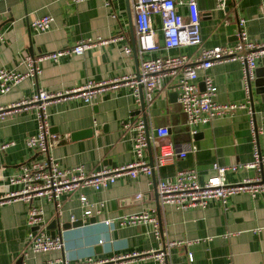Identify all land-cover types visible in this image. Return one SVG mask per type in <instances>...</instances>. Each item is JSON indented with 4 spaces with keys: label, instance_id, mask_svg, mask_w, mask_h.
I'll use <instances>...</instances> for the list:
<instances>
[{
    "label": "crops",
    "instance_id": "crops-1",
    "mask_svg": "<svg viewBox=\"0 0 264 264\" xmlns=\"http://www.w3.org/2000/svg\"><path fill=\"white\" fill-rule=\"evenodd\" d=\"M199 12V34L201 45H229L236 40L237 29L228 33L227 26L236 19L244 20V30L249 38L260 41L264 36V0H230L223 8L216 0H196ZM49 14L53 20L48 30L35 32L29 22L41 15ZM111 15H114L113 17ZM156 41L160 42L159 19L154 17ZM0 68L25 72V56L37 57L74 45L79 39H91L94 45L81 54L62 56L57 61L43 59L39 62L40 73L36 77H24L6 93L0 94V107L13 105L28 99L41 88L48 92H62L81 85L87 80L104 81L113 77L132 75L137 70L138 56L125 55L124 45L134 44L130 0H110L104 6L99 0L71 3L68 0H0ZM121 36L120 39L116 38ZM114 37V40L111 38ZM107 39L99 44L96 39ZM170 54H193V46H181L167 51ZM157 50L145 53L144 57L163 55ZM255 79H264V57L256 61ZM207 73L216 87L214 101L218 103H242L244 93L240 85V64L223 61L206 71L197 72L196 83L203 88L201 77ZM254 79V80H255ZM253 80V81H254ZM251 82V107L257 124L264 123V93H255ZM176 77H165L161 87L146 111L140 110L131 95L130 88L119 85L104 89L91 103L79 98L56 100L46 106L49 131L62 137L52 144L49 155L61 167L82 165L91 171L104 164L115 166L132 160L131 133L123 131L124 121L143 118L146 124L166 126L175 150L194 145L184 157L175 158L157 169V173H138L131 178L119 175L108 181L100 190H80L88 201L103 200L98 213L78 226L60 230L62 249L46 253L28 254L24 264H48L55 258L69 261L92 258H108L131 252L157 251L162 241H180L167 253V264H264V193L250 198L245 193L229 196L224 204L210 200L204 208L175 209L171 205H158L156 211L155 179L169 177L182 168H193L197 181L203 182L213 173L211 164L219 165L247 163L251 161V143L245 109H237L230 116L215 118L209 123L196 126L194 137L190 135L184 114L177 101ZM171 93L176 96L170 98ZM90 134L83 135L84 131ZM34 111L29 107H15L0 118V143L13 144L0 150V184H5L9 175L18 172L19 166L40 155L24 145L25 137L35 133ZM81 133L80 135H77ZM76 135V136H74ZM66 137V138H63ZM258 149L264 158V141L258 138ZM148 160V153H146ZM255 169L239 168L226 172V182H235L244 177H253ZM260 173L264 178V160ZM14 189L15 185H10ZM141 193L139 200L134 199ZM56 215L54 203L45 198L34 197L31 204L41 208L42 221L46 225L53 219L58 224L69 222L73 215L80 220L82 207L78 193L59 196ZM28 204L14 200L0 205V264H14L23 248L28 230L25 223ZM154 209L159 216L160 236L156 238L143 225L111 226L106 219ZM94 221L90 222L89 219ZM45 225V227H46ZM46 233L49 234L45 228ZM98 240L101 243H98ZM190 241L186 245L185 242ZM99 249V252L96 249ZM191 253V261L187 260ZM114 264H158L151 256L134 257Z\"/></svg>",
    "mask_w": 264,
    "mask_h": 264
},
{
    "label": "built area",
    "instance_id": "built-area-1",
    "mask_svg": "<svg viewBox=\"0 0 264 264\" xmlns=\"http://www.w3.org/2000/svg\"><path fill=\"white\" fill-rule=\"evenodd\" d=\"M79 3L85 0H68ZM104 6H110V0H99ZM226 0H216V6L223 8ZM132 24L135 36V51L138 56L137 70L132 75L113 77L108 80L95 82L87 80L81 85L65 89L62 92H48L37 88L28 99H23L13 105L0 107V118L10 113L15 107L32 108L36 123L35 133L25 137L24 145L36 151L40 158L29 159L19 166L18 172L7 177L5 184H0V205L14 200L27 203L25 223L28 230L24 236L23 248L19 256L23 258L28 254L46 253L62 249L61 236H50L45 231L46 223L42 221V210L31 204L34 197L45 198L52 201L56 215L59 213L57 202L63 194L78 193V201L82 207L80 221L83 222L91 216V211L98 213L104 204L103 200L88 201L80 192L83 188L100 190L108 181L119 175L127 174L134 178L138 173L153 175L157 169L167 162L182 158L187 151H194V145H187L175 150L173 144L165 140L168 135L166 126H152L146 124L144 119L124 121L120 128L131 133L132 160L115 166L100 165L98 168L85 171L82 165L61 167L52 158L48 151L52 144L61 140L56 134L49 131L47 124L46 106L56 100L79 98L83 103H91L104 89H113L119 85L130 88L131 95L136 103L139 102V92L142 95L143 112L150 106L156 90H158L165 77L177 79V101L185 117L190 135L195 134L196 126L209 123L215 118L230 116L237 109H245L251 143V161L219 165L211 164L213 173L203 181H197V174L193 168L176 170L169 177L157 176L155 179V192L159 206L171 205L175 209L204 208L214 199L221 204L229 196L245 193L250 198L264 193V178L260 173L263 156L258 149V138L264 141V123L257 124L253 117L249 85L255 79L256 61L264 57V36L260 41L248 37L243 26L244 20L237 19L236 40L229 45H201L199 34V12L196 0H130ZM112 17L114 15H111ZM159 19L160 42L156 41V27L154 17ZM53 18L44 14L32 19L29 27L35 32L49 29ZM118 39L121 36L116 37ZM1 39V36H0ZM115 38L112 37L111 40ZM108 40L97 38L96 42L104 44ZM94 45L91 39H79L74 45L59 49L37 57L25 56V72H17L0 68V94L6 93L12 86L24 77H36L40 73L39 62L43 59L57 61L58 58L69 54H81L85 49ZM181 46H193L195 53L170 54L167 51ZM166 51L163 55L144 57L146 53L157 50ZM122 52L131 53V46L124 45ZM223 61H237L240 64V85L244 93L242 103H218L214 101L216 87L211 77L204 73L201 77L203 88L199 89L196 83L197 72L206 71L212 65ZM66 138V137H63ZM13 141L0 143V150L12 145ZM147 147L150 150L152 165L146 159ZM239 168L255 169L259 173L253 177H244L235 182H226L225 173L234 172ZM15 185L14 189H9ZM142 194L136 193L135 200L141 199ZM76 218L69 216V222ZM118 227L129 225H143L158 238L160 224L154 209L141 210L117 216L115 219H106L104 224ZM98 243H101L98 240ZM180 241H162L157 251H144L140 253L129 252L112 255L108 258L85 257L69 261L63 257L48 261V264H114L134 257H153L158 264H167L168 249L180 245ZM186 245L190 241L185 242ZM191 253H187V260L191 261ZM226 264H231L227 261Z\"/></svg>",
    "mask_w": 264,
    "mask_h": 264
},
{
    "label": "water",
    "instance_id": "water-1",
    "mask_svg": "<svg viewBox=\"0 0 264 264\" xmlns=\"http://www.w3.org/2000/svg\"><path fill=\"white\" fill-rule=\"evenodd\" d=\"M230 0H226L224 2V5H226V3H228ZM237 21V19H236ZM233 28L237 29V26H236V23L235 24H230L229 26H227V31L228 33H231ZM131 51L132 53L134 54L135 52V47H134V44L131 43ZM256 71V70H255ZM253 84H254V92L255 93H264V79L263 80H257L255 79L253 81ZM249 89H250V95H251V87L249 85ZM176 96V93H171L170 94V98ZM139 105H140V110L142 111L143 110V101H142V95H141V92H139ZM91 133V130H87V131H84L82 134L83 135H86V134H90ZM81 133L77 134V135H80ZM195 134H193L192 136L194 137ZM76 136V135H74ZM147 151H148V164L151 166L152 165V162H151V156H150V150L149 148L147 147ZM151 177L153 178L152 174H151ZM155 199L157 200V196H156V193H155ZM155 207H156V211L158 212V204L157 202H155ZM157 219H158V222H159V216H157ZM90 222H93L94 219L93 218H90L89 219ZM81 224V221L80 220H75L74 222H71V223H63V224H58V222L56 221V219H53L51 220L47 225H46V229L48 230L49 232V235L52 237L56 234L60 235V230H57L55 231L56 229H66L68 228L69 226H78ZM160 224V222H159ZM97 252H99V249L97 248L96 249ZM22 262V257L21 256H18V258L15 260L14 264H21Z\"/></svg>",
    "mask_w": 264,
    "mask_h": 264
}]
</instances>
